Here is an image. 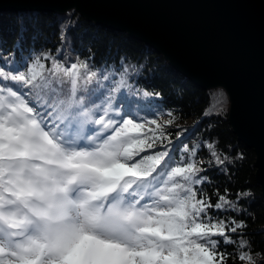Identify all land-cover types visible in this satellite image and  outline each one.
I'll list each match as a JSON object with an SVG mask.
<instances>
[{"label": "snow or ice", "instance_id": "obj_1", "mask_svg": "<svg viewBox=\"0 0 264 264\" xmlns=\"http://www.w3.org/2000/svg\"><path fill=\"white\" fill-rule=\"evenodd\" d=\"M126 72L111 88L120 99L96 105L102 90L82 94L98 76L87 62L65 66L43 54L0 64V264H227L233 255L257 264L250 241L230 235L246 222L209 212L240 209L228 189L215 204L203 194L201 143L189 149L183 129L174 146L171 111L162 122L137 117ZM225 99L222 89L212 94L203 116L219 115ZM217 143L203 147L227 175L243 154L221 155ZM221 243L236 252L218 250Z\"/></svg>", "mask_w": 264, "mask_h": 264}, {"label": "trees", "instance_id": "obj_2", "mask_svg": "<svg viewBox=\"0 0 264 264\" xmlns=\"http://www.w3.org/2000/svg\"><path fill=\"white\" fill-rule=\"evenodd\" d=\"M69 20L72 21L71 26L62 28ZM43 54H50L65 66L74 62H87L91 70L97 71L98 76L93 84L82 86V94L85 97L90 89L104 92V96L95 101L96 105L105 103L109 95L114 97V103L120 99V94L112 92L111 88L119 79L120 71L127 69L126 79L131 87L124 89V92L133 112L137 117L147 116L162 122L160 116H165V120L171 119L167 114L171 111L175 120L166 131L171 135L174 146L177 134L183 129H189L182 141L189 149L194 144L201 143L196 160L197 163L204 161L200 166L206 170L201 175L208 178V181L200 186L204 190L203 194L215 204L219 195H225V189H228V198L240 209L227 212L210 209V214L215 219L230 220L234 217L237 222L245 221L244 229L230 235L233 240L242 235L243 239L250 241L257 264L264 262V255H256L264 254V200L262 190L256 182V153L234 137L228 119L230 99L224 88L217 86L207 94L192 88L178 80L172 74V67L167 66L164 59L153 54L149 47L134 44L127 34L110 31L87 20L76 8H69L61 14L33 8L0 12V64H4L5 59L21 64L31 63L34 57ZM45 63L50 65L51 61ZM105 73H114V77L104 81ZM221 89L226 93L223 110L219 115L204 117L205 110L209 108L210 96ZM156 93L159 95H155ZM198 120L199 125L193 127ZM213 140L218 141L216 148L218 151L222 150L221 155L227 153L235 158L238 153L243 154V159L228 165L227 175L219 170L222 166H216L209 150L203 147V141ZM157 150L160 149L150 150L149 154ZM179 157L178 152V162ZM245 191L252 195L241 197L237 201L236 194ZM218 250L236 252L235 247L222 243ZM227 264L241 262L233 255L229 257Z\"/></svg>", "mask_w": 264, "mask_h": 264}, {"label": "water", "instance_id": "obj_3", "mask_svg": "<svg viewBox=\"0 0 264 264\" xmlns=\"http://www.w3.org/2000/svg\"><path fill=\"white\" fill-rule=\"evenodd\" d=\"M24 8H76L149 47L192 88H224L234 137L256 153L264 200V0H0V12Z\"/></svg>", "mask_w": 264, "mask_h": 264}, {"label": "rangeland", "instance_id": "obj_4", "mask_svg": "<svg viewBox=\"0 0 264 264\" xmlns=\"http://www.w3.org/2000/svg\"><path fill=\"white\" fill-rule=\"evenodd\" d=\"M160 119H162L164 121L166 118H165V116H160Z\"/></svg>", "mask_w": 264, "mask_h": 264}]
</instances>
